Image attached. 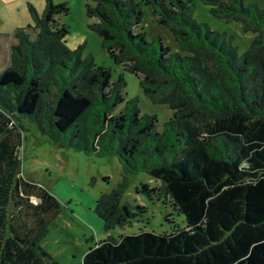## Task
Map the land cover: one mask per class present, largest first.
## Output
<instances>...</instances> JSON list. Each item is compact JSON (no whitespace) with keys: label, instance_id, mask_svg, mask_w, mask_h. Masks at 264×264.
I'll list each match as a JSON object with an SVG mask.
<instances>
[{"label":"trees","instance_id":"trees-1","mask_svg":"<svg viewBox=\"0 0 264 264\" xmlns=\"http://www.w3.org/2000/svg\"><path fill=\"white\" fill-rule=\"evenodd\" d=\"M90 1L89 29L102 48L172 118L156 132V116H140L136 98L113 114L124 102L123 77L112 82L109 69L91 56L81 59V46L65 47L68 29L55 18L68 14L66 4L46 0L41 13L28 5L35 37L17 29L0 71V264H59L40 245L54 199L40 190V202L32 203L35 186L20 170L24 124L54 145L113 156L124 172L146 174L160 186L139 192L185 219L170 234L109 237L82 264H264V11L242 0H200L214 17L254 35L238 56L225 34L193 19L190 0ZM143 5L181 53L136 32ZM123 190L119 185L95 203L105 231L136 218L120 203Z\"/></svg>","mask_w":264,"mask_h":264},{"label":"rangeland","instance_id":"rangeland-1","mask_svg":"<svg viewBox=\"0 0 264 264\" xmlns=\"http://www.w3.org/2000/svg\"><path fill=\"white\" fill-rule=\"evenodd\" d=\"M53 4H66L67 15L55 18L60 26L68 29L65 47L74 51L82 47L80 57L93 58L96 67L110 70L111 81L117 82L123 77L125 88L122 92L124 102L118 105L113 114L122 112L126 102L137 99L139 115H154L157 118L155 131L160 133L163 125L172 118V111L167 105L152 104L139 86V80L125 71L123 65H117L102 48L101 38L89 29L95 22L86 15L85 7L90 0H51ZM142 2L143 0H134ZM169 0H165L167 3ZM194 5L192 17L200 24H205L211 31L225 34L238 56L245 53L254 39L252 33H244L239 22H228L214 17L210 6L200 0H190ZM227 1V0H222ZM246 5H257L264 11V0H242ZM46 0H0V71L9 65L10 50L16 44L15 32L25 29L35 37L28 5L38 13L45 8ZM143 17L136 32H143L148 42L159 37L171 53H181L169 29L156 23L152 8L142 6ZM22 133L19 150L20 170L26 182L35 187L32 203H39L40 190L54 199L53 217L46 227V233L40 240L41 247L59 264H82L83 255L96 243L109 237L117 239L122 235H134L139 231L155 234H170L174 227L184 228L185 219L172 210L169 203L153 197L148 199L139 192L141 185L151 188L160 184L144 173L128 174L118 159L113 156L85 154L75 149L52 144L48 137L34 126ZM119 185H124L121 205H128L136 218L123 228L105 231L102 220L94 212L96 201L103 194H108ZM139 206L142 210L137 209ZM168 216V217H167ZM166 218L169 220L167 221Z\"/></svg>","mask_w":264,"mask_h":264}]
</instances>
